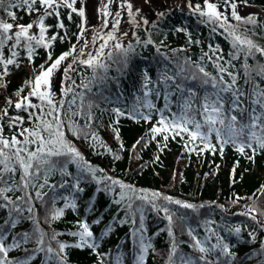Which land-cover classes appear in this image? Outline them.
Wrapping results in <instances>:
<instances>
[{"label":"trees","instance_id":"trees-1","mask_svg":"<svg viewBox=\"0 0 264 264\" xmlns=\"http://www.w3.org/2000/svg\"><path fill=\"white\" fill-rule=\"evenodd\" d=\"M182 1L185 2L182 5L166 6L157 2L153 7L147 6L143 10L140 8L141 16L138 24L129 25L131 30L129 38L121 43L115 41V44H122L124 49H128L131 44L132 49L128 50L126 55L122 50L115 48V44L106 49L101 58V62L108 65L106 72L103 69H94L86 64L73 62L87 59L89 54L97 55L98 43L101 40L99 36H103L109 29L102 27L104 19L108 20V17H104L101 11L100 16L97 14L93 17L98 23L100 22L101 27L95 28L93 36L89 35V27L97 26L98 23H89L86 12L85 17L82 18L76 13H71L69 9L61 8L59 17L53 15L45 20L48 26L46 35L49 38L53 35L57 36L50 48L37 46L31 60L28 59L26 48L17 49L19 56L16 60L19 66L10 65L9 74L3 77L6 87H0V109L7 106L6 101L9 98L15 102L17 90L36 75L41 65L50 66L52 60L69 52L75 46L76 52L62 61L59 66V70L72 66V70L67 73L69 79L64 86H72L73 91L67 96L62 95L61 87L63 77L65 79V71L61 73L58 70L53 76L62 74L61 82L54 84L52 91L56 94L57 100H64L66 125L83 129L81 136L77 137L73 135L70 127H65L63 130L66 138L81 152L88 165L103 169V172H97L96 178H93L86 171L82 172L76 164H69L67 170L73 174L72 177L62 176L58 172L50 175L49 185H57V187L55 189L45 187L41 190L46 193L42 200L36 199L34 195L35 191L40 189H29L33 193L31 201L33 212L25 211L15 228L5 224V221L9 220L8 209H0V226H3L7 232L6 245H12L15 240H19L22 233L34 234L29 242L21 244L18 248H12L9 259L22 260L37 249L35 232L38 227L47 234L46 244L50 241L54 249H57V244L55 240H51L53 232L58 234V240L69 245L64 252L66 264H100L101 259L104 264H116L118 256L121 264H136L134 258L138 256L139 248L133 232L142 223L145 242L151 244L149 251L144 254V264H169L173 237L169 235V224L164 214L152 209L146 202L136 200L134 208L143 204V220H139L140 213H137L136 225L131 222L121 223L122 220L127 219L125 209L127 201L120 204L115 201L120 199L119 193L122 191L127 195L132 193L127 192V189H121L118 185H112L108 180L97 183V179L103 180L108 176L125 185L133 186L139 195L144 194L139 192L143 189L149 194L159 192L162 197L170 196L197 206L203 205L193 211L175 204H167L174 213V223L171 227L177 246V252L173 257L176 264H180L181 256L196 258L202 255L192 247L193 236L201 241H207L205 246L208 248L217 243V236L223 238V243L228 244L233 256L225 257L219 249H214L206 254L207 261L211 264H241L246 260H250L252 264H264V214H261L264 213V195L260 191L261 186L264 185V150L257 149L253 153L251 149L245 148L244 152L240 153L237 150L239 145L230 142L224 144L221 151L220 142L213 133L210 140L215 145L214 152L211 149L201 152L200 148H203V144L200 141L196 142V151H188L184 147L189 139L186 134L183 137L176 136L175 139L170 135L165 146L162 135L157 134L153 139L150 132L160 119L156 109H164L165 91L174 92L170 97L171 112L179 111L178 102L182 93L175 89V84L183 85L185 96L189 88L195 92L194 107L199 106L202 96L215 91L210 83H203L207 78L196 66L199 64L212 76H216L214 61L217 56L223 57L219 63L228 67L229 71L240 74L238 85L244 86L245 92L251 90V85L244 84L243 54L239 59H232L234 49L228 32L216 24L205 22L206 18L189 8V3L193 6L200 4L203 7V0ZM236 3V10L240 16H255L257 23L252 25L235 21L231 17V9L226 10L223 7V0H220V10L226 11L231 24H239L240 33L264 47V0H247V4L243 3V0H236ZM101 5L99 9L103 8ZM75 6L84 9L81 0H77ZM160 13L163 15H159ZM17 16L18 23H34L36 20L35 14L29 16L23 10H19ZM0 17L11 22L3 11H0ZM124 18L126 19V16ZM145 19L148 21L147 24L143 22ZM60 21L64 24L63 28L59 27ZM37 32L38 28L34 26L31 33ZM149 40L151 43H148ZM85 41L87 47H84ZM213 49L216 50L215 54ZM81 51L84 53L83 56L80 55ZM49 53L52 60H49ZM10 54V50L5 48L4 55L7 57ZM227 61H231L234 67ZM247 64L252 67L264 64V56L257 53L254 57L248 58ZM145 72L151 78L150 87L158 88L161 93L157 97L153 92L150 97L155 105V108L150 110L151 119L145 121L127 115L117 117L113 111L115 108L127 111L134 105L140 106L136 98H143L142 85ZM165 74L175 78V84L168 81L172 86L167 89L161 83ZM192 76L196 79H191ZM229 79L230 77L225 74V80ZM257 79L259 80V77ZM261 87L264 88V82L261 83ZM28 90L27 87L24 88L25 94ZM74 98L75 104L71 105L70 112L80 114L69 119V102ZM33 103L39 101L33 98ZM141 110L145 115L149 112L146 108ZM89 113L92 117L91 128L86 127ZM17 114L25 117L24 126L29 127L26 113L9 108L10 116ZM234 114L238 116L240 123H248L247 112L242 116L238 113ZM165 115L170 116V113L165 111ZM117 119L119 123H116ZM117 128L119 140L116 139L113 131ZM84 133H95L99 141H103L107 147L101 146L99 141L83 138ZM5 134L11 135L7 127ZM109 148L111 152L108 151ZM117 155L119 159L115 158ZM253 156L254 159H249ZM76 176L80 178L82 192H74L71 187L73 177ZM17 179H19L18 175ZM65 180L68 181L67 186L60 188L58 185ZM107 186H111L114 191L101 190ZM21 194V192L9 193V196L15 199ZM237 197L240 199L237 200ZM70 202L75 203L76 207H66ZM156 203L163 205L166 202L158 199ZM53 209H63V215L55 220L50 219ZM249 209L253 211L249 212ZM16 215L13 213L14 217ZM252 216H255L256 220H253ZM97 219H100L99 224L94 223ZM84 220L89 223L94 233L95 243L98 245L96 248L73 246L78 243V237L72 236L71 233L78 230L77 222ZM106 226H110L111 230L106 232ZM236 227L241 229L239 234L234 231ZM189 229L192 230L191 235ZM209 229H214V234ZM48 255L40 251L31 259L30 264H57L55 258L48 260ZM200 264L203 262L201 261Z\"/></svg>","mask_w":264,"mask_h":264},{"label":"snow or ice","instance_id":"snow-or-ice-1","mask_svg":"<svg viewBox=\"0 0 264 264\" xmlns=\"http://www.w3.org/2000/svg\"><path fill=\"white\" fill-rule=\"evenodd\" d=\"M114 2H117V0H107L104 7L100 9L104 17L113 15V13L108 10V6ZM76 3L77 0H0V11H3L11 20V22H9L0 17V87H6V84L3 83V77L9 74V66H19L16 60V57L19 56L17 49L26 48L28 59L31 60L37 46L50 48L52 42L57 39L56 35L50 38L46 35L48 26H46L45 20L49 16L55 15L59 17V10L61 8H66L69 9L71 13H76L82 18L85 17L84 9L77 8L75 6ZM243 3L247 4V0H243ZM118 7L126 9L128 15L132 17L131 22L133 24H138L135 16L138 14L139 10L134 13L132 11L133 5L129 0H118ZM223 7L226 10L228 8L231 9V17L237 22L252 25L257 23L255 16L249 15L242 17L238 14L236 10V0H223ZM189 8H191L194 13L206 18L205 22L216 24L228 32V35L232 39V46L234 49L232 59H239L241 54H243L245 61L242 66L244 84L251 85V90L245 92L244 86L238 85L240 74L229 71L228 67L219 63V61L223 59L222 56H217L214 61V65L217 69L216 76H212L205 71L203 66L199 64L196 66L198 71L207 78L203 80V83H210L212 88L215 89L211 94H205L201 97L198 107H194L193 98L196 95L195 92L189 88L187 89V96L183 95L185 91L183 85L175 84V78L165 74L161 79V83L164 84L165 89L172 86L168 84V81H172V83L175 84V89L182 93L178 102L179 111L176 113L171 112L169 106L171 103L170 97L174 95V92L165 91L164 109H156L160 115V119L157 121V126H153L150 130L152 138L155 139L157 134L162 135L166 146V142L170 135L175 139L176 136L183 137V135L186 134L189 138L188 142L184 145L186 150L196 151V142L200 141V143L203 144V148H200L201 152L206 149H211L214 152L215 145L211 143L210 137L215 133L220 142L221 151L223 145L230 142L239 145L237 150L240 153H243L245 148L251 149L253 153H255L257 149L264 150V88L261 87V83L264 82V64H257L256 67L247 64L248 58L254 57L257 53L264 56V47L256 44L252 39L240 33L239 24L233 25L230 23L226 11L222 12L220 10V0H217V2H213V0H203V7L200 4L193 6L189 3ZM19 10H23L29 16L35 14V22L27 24L18 23L17 12ZM114 15L115 21L112 25V32L107 33L106 40L104 36H99L100 39L105 40V44L101 45L97 55L92 56L89 54L87 59L74 60V63L86 64L94 69L98 68L103 69L105 72L107 71L108 65L102 63L101 58L104 54V47L107 46V41L116 39L115 31L118 30L120 24L119 11ZM159 15L162 16L163 13ZM69 19H71L70 15ZM143 22L145 24L148 23L146 19ZM34 26L38 28L37 33H31ZM59 27H64L62 21L59 22ZM102 27H108L107 19H104ZM81 29L82 36L83 24L81 25ZM213 31H215V28ZM125 35H127V33H125ZM148 43H151V40H149ZM87 46V41H85L84 47ZM114 47L122 50L125 55L128 50L132 49L131 44H129L128 49H124L123 45L119 43L115 44ZM5 48L10 50V56L6 57L4 55ZM215 51L216 50L213 49V54H215ZM75 52L76 48L73 46L69 52L61 54L55 60H52L51 53H49V60H52L50 66L45 67L41 65L36 75L32 79L26 81L25 85L17 90L15 93V102L9 98L6 101L7 106L0 109V209H8L9 220L5 221V224L10 228L16 227L19 220L23 218V213L25 211L29 213L33 212V206L31 204L33 193L30 192L29 189H40L35 191L34 195L36 199L42 200L46 193L41 190L45 187H49L50 189H55L57 187V185H49L48 181L50 175L58 172L62 176L72 177L73 174L67 170L69 164H76L82 172L86 171L93 178H96L97 172H103V169H97L88 165L81 152L66 138V133L63 129L70 126L66 125L64 120L66 112L64 100H57L55 98L56 94L52 91V77L55 71L59 69L62 61L66 60ZM80 55H84L83 51H81ZM109 58H111V53H109ZM209 59L212 58L209 57ZM227 63L231 65V61H227ZM231 66L234 67V65ZM70 70H72L71 65L65 69V80L62 81L61 87L63 96H67V94L73 91L72 86H64L67 79H69L67 73ZM253 73H255V75H253ZM225 74L230 77L229 80H225ZM257 77H259V80ZM191 79H196V77L192 76ZM74 84L75 82L73 81V85ZM151 84V78L145 72L144 83L142 85L143 98H136L137 101L140 102V106L134 105L131 110L127 111L115 108L113 111L116 116L121 117L127 115L133 119L149 121L152 114L150 110L155 108L150 97L153 92H155L157 97L161 94L158 88L153 89L150 87ZM25 87L29 89L26 94L24 92ZM85 87H87V85H85ZM33 98L39 101V103H33ZM226 103L227 108H225ZM72 104H75V98L69 102V119L80 114L77 112H70ZM9 108H14L18 110V112L26 113L28 118L27 122L30 126H24L26 121L23 115L17 114L15 116H10ZM142 108L149 110L147 115L141 110ZM165 111L170 113V116L165 115ZM245 112L248 113V123L242 124L238 120V116L234 113H238L242 116ZM5 117H7V120H5ZM91 120L92 117L89 113V122L86 124V127L91 128ZM116 123H119L118 119ZM6 127L11 132V135L5 134ZM70 130L73 135L77 137H80L83 132V129L79 127H70ZM113 131L116 135V139L119 140V129H113ZM83 138H91L92 141H99V137L95 133H84ZM99 142L101 146L107 147L103 141ZM137 143H139V141H137ZM121 148H123V144H121ZM108 151L111 152V149L109 148ZM115 158L119 159L120 157L117 155ZM158 158L159 157H157V159ZM249 159H254V156L249 157ZM17 175L19 179H17ZM104 180L111 181L112 185H118L121 189H127V192L132 193V195H127L122 191L119 193L120 199L115 201L117 204L125 200L127 201L125 205L127 219L122 220L121 223L131 222L133 225H136L138 223L136 218L137 213H140L139 220H143V204L137 205L134 208L136 200L146 202L152 209L164 214L169 224V235L173 237L169 264H176L173 257L177 252V246L174 242V233L171 227L174 223V213L170 211L167 204H175L184 209H191L193 211H196L198 207H203V205L197 206L179 199H173L170 196L162 197L159 192H151L149 194L143 189L139 190V192L144 194L139 195L137 194V189L133 186L125 185L108 176H105L103 180L97 179V183H103ZM67 184L68 181L65 180L58 186L60 188H65ZM71 187L74 192L83 191V188L80 187L79 176L73 177ZM101 190L114 191L111 186H107L105 189ZM260 191L261 194L264 195V185L261 186ZM15 192H21L22 194L12 199L9 193ZM158 199H163L166 203L158 205L156 203ZM239 199L240 197H237V200ZM25 205H27V207H25ZM66 207L75 208L76 205L70 202ZM251 211H253V209H249V212ZM13 213L17 215L14 217ZM62 215L63 209H53L50 219L55 220ZM252 219L256 220V217L252 216ZM77 223L78 230L72 232L71 235L78 237V243L73 246L77 248L98 247L95 243L94 233L89 223L86 220L78 221ZM94 223L99 224L100 219L95 220ZM110 230V226H106L105 231L107 232ZM209 231L213 234L215 232L214 229H209ZM234 231L239 234L241 229L236 227ZM35 234L36 244L38 245L37 249H34L32 254L26 258L13 261L9 259V252L12 248H18L21 244L29 242L34 234L28 232L22 233L20 234L19 240H15L12 245H6L7 232H5L3 226H0V264H30L31 259L40 251L49 254L48 260L55 258L57 264H66L64 252L69 245L58 240L57 233L53 232L51 240L56 241L58 250L51 246L50 241L46 244L45 237L47 234L38 227ZM191 234L192 230L189 229V235ZM250 235L252 234L250 233ZM133 236L137 238L139 248V254L134 259L136 260V264H144V254L149 251L151 244L145 242L142 223L137 230L133 232ZM253 239H255L254 236ZM206 243L207 241H201L193 236L192 247L202 255L196 258L181 256L179 258L180 264H200L201 261L203 264H211V262L207 261L206 254L214 249H219L225 257L233 256L229 250L228 244L223 243V238L219 236H217V243L212 245L211 248L206 247ZM100 264H104L103 259H101ZM116 264H121L119 256L116 258Z\"/></svg>","mask_w":264,"mask_h":264},{"label":"rangeland","instance_id":"rangeland-1","mask_svg":"<svg viewBox=\"0 0 264 264\" xmlns=\"http://www.w3.org/2000/svg\"><path fill=\"white\" fill-rule=\"evenodd\" d=\"M82 2V5L85 9V12L86 14L88 15L89 17V23L91 22H97L98 23V20L97 19H93L94 16H97V14L100 16V9H99V5L102 4L101 6L104 7V4H105V0H81ZM129 2L133 5V8H132V11L134 13L137 12V10H139L138 14L135 16V19L136 21H139L140 19V16H141V10L140 8L143 10L145 9L147 6H150V7H153L154 5L157 4V2L160 4V5H166V6H169L170 4H176V5H182L184 4L185 2L182 1V0H129ZM106 3H107V0H106ZM102 9V8H101ZM108 10L113 13L112 16H108V30L107 32L103 35L105 37V40L107 39V33L109 32H112V25L115 21V13L117 11H119L120 13V24H119V28L118 30L115 31V37L116 39L115 40H108L107 41V46L104 47V51L108 48H111L114 46L115 44V41H119V43L123 42V41H126L129 36H130V24L132 25V17H130L128 15V12L126 9H121L118 7V0L117 2H114L112 4H110L108 6ZM140 14V15H139ZM126 16V19L124 18ZM100 23V22H99ZM98 23L97 26H92V27H89V35L90 36H93L94 34V30L96 27L99 26V29L101 28L100 27V24ZM110 23V24H109ZM90 24V26H91ZM125 33H127V35H125ZM105 40H100V42L98 43V50L100 49L101 45L105 44ZM98 52V51H97ZM96 52V54H97ZM58 71H60L61 73L65 70L63 69H58ZM61 75L62 74H59L57 77L53 76L52 77V86L54 84H57V83H60L61 80ZM64 77H63V80L64 81Z\"/></svg>","mask_w":264,"mask_h":264}]
</instances>
